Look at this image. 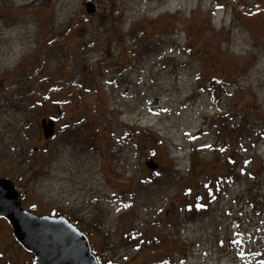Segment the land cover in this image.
<instances>
[{
	"label": "rangeland",
	"instance_id": "rangeland-1",
	"mask_svg": "<svg viewBox=\"0 0 264 264\" xmlns=\"http://www.w3.org/2000/svg\"><path fill=\"white\" fill-rule=\"evenodd\" d=\"M0 177L98 264H264V0H0Z\"/></svg>",
	"mask_w": 264,
	"mask_h": 264
},
{
	"label": "water",
	"instance_id": "water-1",
	"mask_svg": "<svg viewBox=\"0 0 264 264\" xmlns=\"http://www.w3.org/2000/svg\"><path fill=\"white\" fill-rule=\"evenodd\" d=\"M87 13L94 11L88 1ZM43 137L54 132L53 120H42ZM154 169L158 164H145ZM0 217L12 229L17 244L34 256V264H98L87 237L65 217L39 216L22 208L20 194L10 178L0 177Z\"/></svg>",
	"mask_w": 264,
	"mask_h": 264
},
{
	"label": "trees",
	"instance_id": "trees-1",
	"mask_svg": "<svg viewBox=\"0 0 264 264\" xmlns=\"http://www.w3.org/2000/svg\"><path fill=\"white\" fill-rule=\"evenodd\" d=\"M254 10H260V8H251L246 11L249 13L248 15H250L252 12H254Z\"/></svg>",
	"mask_w": 264,
	"mask_h": 264
}]
</instances>
